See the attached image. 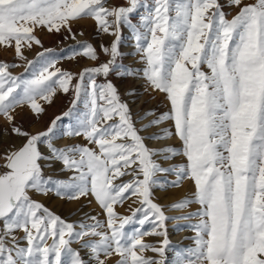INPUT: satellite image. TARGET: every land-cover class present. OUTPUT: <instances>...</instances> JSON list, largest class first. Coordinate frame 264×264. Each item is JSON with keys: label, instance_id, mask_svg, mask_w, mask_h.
Wrapping results in <instances>:
<instances>
[{"label": "snow or ice", "instance_id": "snow-or-ice-1", "mask_svg": "<svg viewBox=\"0 0 264 264\" xmlns=\"http://www.w3.org/2000/svg\"><path fill=\"white\" fill-rule=\"evenodd\" d=\"M227 6L239 9L231 19L219 0H126V6H108V0H0V47L13 48L27 62V75L20 76L10 71L18 65L0 62V116L9 126L5 131L23 141L0 157V264H110L113 257L115 264H166V221L193 219L186 227L195 231L194 246L177 250L173 264H264V0H227ZM85 18L114 37L100 48L110 59L73 74L57 66L54 50L44 48L37 33L63 29L74 39L73 23ZM123 27L131 32L142 69L122 62ZM37 46L43 51L28 60L24 50ZM80 47L68 58L99 59L92 44ZM110 74L144 79L165 94L169 111L137 128ZM58 91L73 92L72 107L45 131L33 134L16 123L17 109L40 115L41 102L51 104ZM64 118L69 123L58 137ZM165 120L174 122L182 151L145 143L167 139L173 135L169 129L140 134ZM64 136L86 143L57 147L53 141ZM178 155L186 162L164 167L155 159ZM57 161L61 171L72 173L67 180L45 175ZM160 173L176 179L161 180ZM184 180L195 191L169 207L199 208L168 216L155 202L154 189L179 187ZM50 193L67 200L92 196L104 219L86 214L68 222L33 199ZM131 197L138 206L122 216L115 206ZM146 222L149 231L143 230ZM133 224L139 227L128 231ZM148 235L163 239L146 243Z\"/></svg>", "mask_w": 264, "mask_h": 264}, {"label": "rangeland", "instance_id": "rangeland-1", "mask_svg": "<svg viewBox=\"0 0 264 264\" xmlns=\"http://www.w3.org/2000/svg\"><path fill=\"white\" fill-rule=\"evenodd\" d=\"M219 2L224 5L223 10L228 14L227 18L231 19L239 11L236 7H228L227 0H219ZM245 3H250L252 0H244ZM125 5L126 0H108V6H118ZM142 11V10H141ZM138 22V17L134 20V23ZM72 32L75 33V38L63 29L60 32L49 33L47 31L38 32L37 35L41 38L44 48H51L54 50V54L58 59V67L62 70L68 71L73 74L80 73L86 67L96 66L110 59L109 56L105 55L101 50V45H110L114 37L108 34L99 33L97 31V25L94 20L90 18H85L73 23ZM122 32V42L120 44L119 50L123 53L122 62L126 66H131L133 69H142L144 65L139 62V57L134 55V41L131 36V32L127 27L121 29ZM85 42L92 44L98 54L99 59L93 61L91 59L85 58L82 54L77 55L75 58H68L72 55L73 50L82 51L81 45ZM43 51L40 47H33L31 51L24 50V54L27 56L28 60H34L37 53ZM0 62H6L9 64L15 63L16 67L10 69L11 73L16 76L21 74H26L25 69L27 67V62L24 60H19L14 52L13 48L0 47ZM207 71V68H204ZM110 80L119 90L121 99L126 102L131 110L132 118L136 121V127L141 128L144 125L150 123V121L158 118L160 115L166 113L170 109V103L166 99L165 94L155 92L151 87H149L146 82H143L142 78L133 77H117L115 74H110L107 78ZM98 83H104L105 78L99 76L97 78ZM129 92H134V95H129ZM74 98L73 92L70 91L68 94H64L62 91H58L53 97L51 104L42 103L44 112L40 115L34 114L28 107H23L17 109L16 123L22 125L25 130L30 133H38L45 131L58 116H62L64 112L68 111L72 107V100ZM79 108L83 111V105L80 104ZM153 112L154 115L147 116L144 119L146 112ZM69 123L68 118H64L62 121L58 122L57 136L61 137L64 126ZM8 124L2 116H0V157L4 155L7 149L12 146H17L21 141L17 136L10 134L5 131L8 129ZM164 129H169L173 135L167 139H147L145 143L150 149H160L166 146L175 147L182 151V142L177 136L174 135L175 128L174 122L170 120H165L159 125H155L150 128H146L140 134L144 137L150 136L153 133H160ZM57 147H66L73 144H81L78 137L68 138L66 136L62 138H57L53 141ZM153 143V146L149 144ZM64 144V145H62ZM61 145V146H60ZM164 167H169L170 165H180L186 162V158L178 155L174 158L164 161L159 156L155 157ZM5 161L0 159V171H3V165ZM63 164L61 162H53L51 168L45 169V175L51 176L53 179H63L67 180L72 173L68 171H61ZM158 178L164 181H174L176 179L174 173H160ZM124 180H129L131 177H123ZM191 180H184L179 187H167L165 189L155 188L154 189V199L155 202L160 204L168 216H182L189 212H195L199 205L191 204L182 210H172L169 205L179 201L184 197H189L195 191L194 185H192ZM51 197V198H50ZM33 199L40 201L44 206H46L54 214L59 215L68 222H78L85 219L86 214L88 216H96L99 219H104V213L99 207L98 203L94 197H81L78 200H67L58 197L55 193H50L46 196L33 195ZM136 197H131L126 200L122 205H116L115 210L122 216L131 215L130 209H134L138 206L137 203H133ZM59 207V208H58ZM66 208L70 210L65 212ZM63 211V212H62ZM76 216V218H74ZM197 221L193 220H168L166 221V227L168 232V240L170 241L171 247L167 250L166 264H173L175 260V253L177 250H182L188 247L194 246L193 237L195 236V231L186 227L189 224H195ZM176 225L181 226V230L176 229ZM139 227V225L133 224L126 226L128 231L133 228ZM152 225L147 222L144 225L145 231H149ZM18 235L23 236L20 232ZM144 241L150 244H157L163 237L148 235L145 236ZM76 248L78 245L73 244ZM145 256L155 255L151 251H146ZM118 257H113L110 264H115V260Z\"/></svg>", "mask_w": 264, "mask_h": 264}, {"label": "bare ground", "instance_id": "bare-ground-1", "mask_svg": "<svg viewBox=\"0 0 264 264\" xmlns=\"http://www.w3.org/2000/svg\"><path fill=\"white\" fill-rule=\"evenodd\" d=\"M143 82H145V80L143 81ZM78 139H79V141H80V143L81 144H85L86 143V141L83 139V138H81V137H78ZM21 143H23V141L21 140L18 144H17V146H19ZM62 145H64V144H62ZM150 146H153L154 144L153 143H150L149 144ZM61 146V145H60ZM45 151H46V149H45ZM193 185V184H192ZM194 187V186H193ZM92 197V196H91ZM51 198V197H50ZM59 208V207H58ZM70 210H68L67 208H66V210H65V212H69ZM63 212V211H62ZM74 218H76V216H74Z\"/></svg>", "mask_w": 264, "mask_h": 264}]
</instances>
